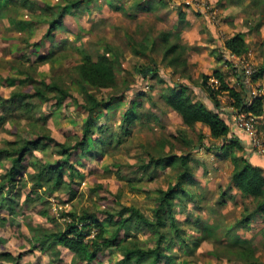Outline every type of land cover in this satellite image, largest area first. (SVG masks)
<instances>
[{
	"label": "clouds",
	"instance_id": "1",
	"mask_svg": "<svg viewBox=\"0 0 264 264\" xmlns=\"http://www.w3.org/2000/svg\"><path fill=\"white\" fill-rule=\"evenodd\" d=\"M33 2L40 22L0 42V63L34 81L51 65L64 94L0 80L30 97L0 122V147L23 150L0 193V264H117L158 236L193 264L209 245L212 264H264V227H237L246 178H264V0Z\"/></svg>",
	"mask_w": 264,
	"mask_h": 264
},
{
	"label": "trees",
	"instance_id": "2",
	"mask_svg": "<svg viewBox=\"0 0 264 264\" xmlns=\"http://www.w3.org/2000/svg\"><path fill=\"white\" fill-rule=\"evenodd\" d=\"M35 8L32 3H30V0H0V20L3 18H8L9 22L11 24H17L20 28L26 29L28 28V24L25 23L21 19H17V17L12 16V11L19 12L20 8ZM234 39H240L239 34L234 37ZM103 71V65H94L92 68H90L87 71V75L89 77L99 79L100 74H102ZM60 77L57 76V78L54 77H48L46 81H37L35 84L36 87L34 88L33 96H41L43 97L45 91H56L60 95H63L64 92L60 88L59 81ZM41 85H43V90L41 89ZM24 97L26 99H30L28 95H18L17 92H13L11 98L16 99L18 97ZM0 98L2 96L0 95ZM14 105L20 107V104L17 103V101L14 102ZM27 107V105H25ZM0 121H3V117H0ZM29 143H33L32 141H29ZM15 144V141L8 142L7 147H1L0 148V159L3 158H10L12 165L7 171V173L4 174L3 179H5L7 182L4 184H1V187H3L5 184L8 185H14L16 181V175L20 173V169L16 166L20 163V157L23 158V150L20 151V154L18 155L15 150H13V146ZM26 150V149H25ZM15 157V159H14ZM246 184L244 182H241L244 184V191L247 194H251L254 197V200L256 201V207L251 212V214L247 215L243 222L240 223V226L243 228L248 229L250 226V223L252 219L254 218L255 214L257 212L263 213L264 212V178H256L253 177L251 179L246 178ZM161 226H166L163 222V218H160L159 221ZM163 240V236H158L157 243L153 247H137L132 246L127 249V251L123 254L122 263L124 264H161L162 262H165L167 264L173 263L174 256H164L162 255V252L164 249H161L159 244ZM171 247V245H170ZM239 256L241 258H248L249 253L244 252L243 250H237ZM95 255V254H93ZM252 260L255 261V264H259V260L252 255Z\"/></svg>",
	"mask_w": 264,
	"mask_h": 264
},
{
	"label": "rangeland",
	"instance_id": "3",
	"mask_svg": "<svg viewBox=\"0 0 264 264\" xmlns=\"http://www.w3.org/2000/svg\"><path fill=\"white\" fill-rule=\"evenodd\" d=\"M149 2L151 3V0H149ZM30 3H32V5H34V6H36L34 4L33 0H30ZM218 6H222V5H218ZM11 14L13 17H15V18L17 17V19H21L25 23H27L28 28L30 27L29 24H35V23L40 22L39 19H32L33 13L31 12L30 7L29 8H20L19 12L12 11ZM183 15L184 14L181 13V17H183ZM25 17H28V19H25ZM165 19H167V17ZM28 28L22 29L17 24H11L9 22L8 18H3L2 20H0V42H4L5 44H7L10 39L18 38L19 36L24 34ZM5 52L7 54L6 49H5ZM22 59H23L22 55L13 57V60H22ZM9 63H12V61H9ZM58 71H59L58 69H54L51 65H48V64H45L40 68V72L42 74H47V78L48 77L49 78L54 77V76L57 78V72ZM0 80H3L5 85H16V86H23L26 82L32 83L34 85L37 83V81L31 80L30 77H27L24 71H21L20 69L7 68L2 63H0ZM14 91H15V89L10 93H5L2 90H0V95L2 97L4 95H7L9 97V100L11 101V102H9L8 100H6L5 101V107L0 105V107H3L0 110H3L5 112V117H3V119L7 118L8 115H11L12 112L17 108V106L14 105L15 101L30 100V99H26L22 96L18 97L16 99H12L11 96H12V93ZM33 93H34V90H33L32 94ZM0 122H2V121H0ZM0 139H2V138H0ZM10 141H12V140L7 141V145H8V142H10ZM9 163L12 165L10 158L0 159V168L6 167V165H8ZM3 177H4V174L0 175V178H3ZM5 188H8V184H5L3 187H1V184H0V193H2ZM142 192H144L143 189L131 190L128 193V195H129V197H134V196L141 194ZM12 194L13 193H12L11 189H9L8 196L5 197V200H7L8 197H10ZM255 207H256V201L254 200L253 201V210L255 209ZM189 220H191V217H189ZM237 227L242 229L245 234H248L254 228L258 229V228L264 227V212L263 213L257 212L255 214V216L252 219L248 229L243 228L242 226H240V224H238ZM150 242H151V238L148 237L147 235H145V238H144L145 245L149 244ZM144 247L147 248L148 246H144ZM151 247H153V246H151ZM214 252H215V245H209V248L207 249V251L201 253L202 259L200 260V264H212V262L210 260H208L204 257L211 256ZM236 254L239 256L237 251H236ZM21 255H23V253ZM173 256H174L173 263H170V264H193L191 250H188V252H185L182 259L179 255L174 254ZM257 259L259 260V258H257ZM117 264H124V263H122V259H118ZM161 264H167V263L165 261V262H162Z\"/></svg>",
	"mask_w": 264,
	"mask_h": 264
}]
</instances>
